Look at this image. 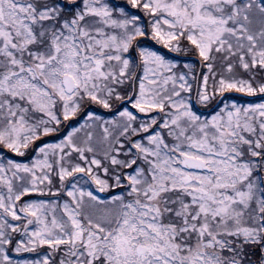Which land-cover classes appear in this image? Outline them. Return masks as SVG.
<instances>
[{"label": "snow or ice", "instance_id": "obj_1", "mask_svg": "<svg viewBox=\"0 0 264 264\" xmlns=\"http://www.w3.org/2000/svg\"><path fill=\"white\" fill-rule=\"evenodd\" d=\"M0 264H264V0H0Z\"/></svg>", "mask_w": 264, "mask_h": 264}]
</instances>
